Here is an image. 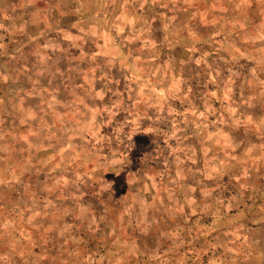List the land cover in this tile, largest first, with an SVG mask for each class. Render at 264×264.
<instances>
[{
	"label": "rangeland",
	"instance_id": "1",
	"mask_svg": "<svg viewBox=\"0 0 264 264\" xmlns=\"http://www.w3.org/2000/svg\"><path fill=\"white\" fill-rule=\"evenodd\" d=\"M0 264H264V0H0Z\"/></svg>",
	"mask_w": 264,
	"mask_h": 264
}]
</instances>
